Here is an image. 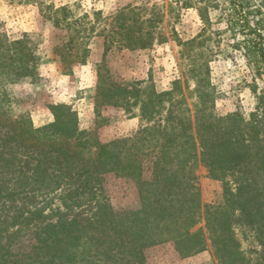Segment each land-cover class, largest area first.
I'll list each match as a JSON object with an SVG mask.
<instances>
[{
  "label": "trees",
  "instance_id": "16d2710c",
  "mask_svg": "<svg viewBox=\"0 0 264 264\" xmlns=\"http://www.w3.org/2000/svg\"><path fill=\"white\" fill-rule=\"evenodd\" d=\"M228 1L230 24L246 36L247 53L264 62V2ZM56 12L61 13L54 18L56 26L68 21L66 7ZM198 12L209 25L207 8ZM136 17L140 14L125 10L109 17L100 32L103 58L115 45L127 50L147 48L154 33L158 41L165 39L154 32L150 18L138 22ZM206 25L183 45L191 51L204 47L210 39L205 36ZM25 47L22 38L0 50V73L3 69L11 78L32 75ZM87 54L85 50L80 62ZM208 58L205 52L195 51L188 70L195 87L187 95L181 80L174 81L171 90L147 92L146 86L110 83L98 70L96 98L102 96L100 101L112 106L138 105L141 120H154L134 139L107 143L93 142L79 128L76 114L63 104L50 105L53 120L39 127L22 116L13 119L7 109L10 97L0 88V128L5 130L0 136V198H42L59 191L52 201L59 200L56 207L49 203L51 215L45 213L47 204L31 208L22 204L15 209L9 225L17 228L3 240L0 234V264H145L143 250L165 242L173 243L181 258L203 251L202 232L191 231L201 211L194 175L198 162L213 179L237 175L234 188L224 187L221 203L204 205L207 239L220 264H245L234 232L237 223L255 231L264 252V136H259L254 113L249 119L237 112L212 114ZM187 96L193 99L191 108ZM166 100L172 108L162 123L156 122ZM148 155H152L151 176L144 179L143 156ZM23 158L32 162L28 172L18 170ZM112 176L135 183L137 211H115L103 196V184ZM60 208H84L90 213L84 219L68 217Z\"/></svg>",
  "mask_w": 264,
  "mask_h": 264
},
{
  "label": "rangeland",
  "instance_id": "374dc122",
  "mask_svg": "<svg viewBox=\"0 0 264 264\" xmlns=\"http://www.w3.org/2000/svg\"><path fill=\"white\" fill-rule=\"evenodd\" d=\"M61 6L69 12L68 21L56 26L54 18L61 17V13L56 12ZM230 7L228 0H0V50L10 42L23 38L30 56L28 66L33 72L32 75L11 78L2 69L0 88L5 89L10 97L7 105L9 114L13 119L18 116L27 118L32 126L39 127L53 120L50 105L63 104L76 114L79 128L85 130L93 142L134 139L154 120H141L138 105L130 104L128 108L112 106L101 102L102 96L96 98L97 71L100 70L110 83L127 88L146 86L147 92L171 90L174 81L181 80V87L187 85V88H183V93L187 95V90L195 87L194 80L188 76L190 62L195 51L201 50L209 57L212 114L224 116L237 112L249 119L250 114L254 113L261 129L259 136L262 137L264 62L260 57L255 58L247 53L243 41L246 36L240 33L237 25L230 24ZM200 8H207L209 25L201 19ZM120 10L140 14V18L136 17L138 22L150 18L149 24L156 26L154 32L162 34L165 39L158 41L153 32L155 37L151 46L127 50L115 45L103 58L104 38L100 32L108 26L109 17ZM205 25V36L210 39L204 47L191 51L183 45V42L196 37ZM85 50H88L87 57L80 62ZM186 78L188 80L184 83ZM175 98L176 92L172 100ZM186 101L191 108L193 99L187 96ZM170 103L166 100L162 104L156 122L162 123L167 109L172 108ZM4 133L5 130L0 128V136ZM145 150L150 151L148 148ZM151 156H143L144 179L151 176ZM31 168L32 162L27 158L18 162V170L28 172ZM194 175L200 193L201 211L191 231L202 232L205 255L184 262L183 259L204 250L181 258L173 243L165 242L143 250L145 264H220L207 239L204 205L221 203L224 187L234 188L238 183L235 181L237 175L231 174L225 180L213 179L199 162L194 168ZM103 187V196L115 211L131 212L140 208L137 188L129 178L109 177ZM58 193L56 191L42 198L33 195L29 196L30 199L0 198L2 240L17 228L9 225L16 208L22 204L28 208L32 204L40 207L47 204L45 213L51 215L49 203L56 199ZM58 202H52V206L56 207ZM60 209L68 217L81 219L90 213L84 208ZM234 232L244 263L264 264V252L256 241L255 231L237 223Z\"/></svg>",
  "mask_w": 264,
  "mask_h": 264
},
{
  "label": "crops",
  "instance_id": "0c3cea01",
  "mask_svg": "<svg viewBox=\"0 0 264 264\" xmlns=\"http://www.w3.org/2000/svg\"><path fill=\"white\" fill-rule=\"evenodd\" d=\"M204 253H206L205 250L202 253H199V254H197L195 256H192V257H188L186 259H183V261L186 262V261H192L194 259H199L200 257H203V255H205Z\"/></svg>",
  "mask_w": 264,
  "mask_h": 264
}]
</instances>
